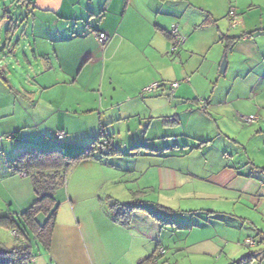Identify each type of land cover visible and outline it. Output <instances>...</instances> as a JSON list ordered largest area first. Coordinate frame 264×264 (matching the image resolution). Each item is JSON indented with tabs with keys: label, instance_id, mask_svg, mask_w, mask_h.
<instances>
[{
	"label": "crops",
	"instance_id": "obj_1",
	"mask_svg": "<svg viewBox=\"0 0 264 264\" xmlns=\"http://www.w3.org/2000/svg\"><path fill=\"white\" fill-rule=\"evenodd\" d=\"M33 3L32 20L29 19L32 22L31 44L30 40H27L31 56L29 59L23 54L26 57L23 61L30 67L31 60L35 64L38 62L40 65L38 70L41 73L35 77L29 92H24L23 97L19 96L18 100H21L24 106L32 103L34 109H43L44 113H47L45 122H48L50 126L43 124L42 121L37 126H41L43 130L32 132L30 126L23 124V121H15L16 111L12 106L17 98L9 97L12 102L9 100L0 105V129L3 132L2 135L18 134L20 139L19 141H0V156L3 161L7 148L13 160L24 150L52 146H59L64 152L77 154L91 144L101 125L105 126L106 133L115 137L117 131L109 127L115 118L118 120L124 117L132 118L136 114L133 112L137 108L138 111L145 108V105L147 109L144 116L149 115L150 121L157 120L158 123H164L172 118L168 111L175 109L173 101L185 106L188 105L186 104L188 100L191 101L192 98L185 97L188 88L182 90V86L178 85L176 89L170 91L168 86H163L147 98H136L132 100L133 102L131 101L132 103L129 102L131 104L119 103L123 102L122 94L124 97L130 94L123 91L125 88L136 91L138 87L147 85L155 79L150 71L157 57L175 67H182L180 59L177 62L165 58L164 52H167L169 48V39L165 33L175 26L186 36L187 42V36L198 28L202 16H205V21L223 18L219 23L220 27L217 28L220 38L239 37L230 45L219 39L220 50H216L218 51L216 57L210 56L213 61L211 66L213 86L206 102L208 104V101H218L210 106L218 107L222 111L221 115L229 117L231 121L229 126H236L234 129L238 130L237 135L229 136V138L239 147L243 146L241 139L243 136L247 144L253 141L264 145V0H33ZM196 9L200 10V13H195ZM230 9L235 10L237 14L238 26L236 25L234 29L230 27L228 18ZM37 20L40 23L38 28L35 23ZM87 24L90 25L91 30L108 35L109 40L102 49L95 34L86 32ZM162 36L167 40L166 42ZM154 37H156L155 41L152 39ZM155 50H157L156 58L154 54L152 55ZM159 51L162 54L158 55ZM14 54L9 59L13 57L12 61L18 62L16 53ZM133 54L135 56L139 54L144 62V67L137 68L135 73L144 78L139 76L137 80H118L115 77L116 74H124L127 69L118 66L115 62H120L118 59H122L121 62L133 64L135 61L129 60ZM224 55L227 67L224 74H220L219 66ZM4 61L6 62V58ZM184 70L180 72L182 80H189L188 83L192 84L190 88L195 93L193 96L195 97L197 91L192 86L196 83L197 74L195 73L190 81ZM10 71V64L6 62L0 70V77L6 79L8 84L0 78V89L5 88L13 92L15 87L9 85V79L6 77ZM93 73L96 74L95 78ZM176 77L178 76L175 74L170 83L176 82ZM104 87L108 95H114L106 99L102 98L105 93L102 95L100 92ZM117 89H120L117 91L120 92L118 97L115 96ZM78 94L81 96L79 99L76 98ZM97 95L101 98L98 110L96 109L97 100H99ZM69 101L78 102L76 106L71 105L74 110L72 112L69 110L71 108ZM148 104H150L149 107ZM69 111L74 114V117L76 115L91 118L83 122V127H78L82 128L80 131L86 136L80 138L81 135L77 132L75 125H71ZM56 113L58 114L56 121L50 124L48 115ZM238 114L239 116H256L258 121L244 125L239 122ZM110 116L114 120L111 118L108 120ZM209 117L211 118L212 115ZM221 128L227 127L219 129ZM228 130L232 129H226L225 132ZM58 134H61L60 138L57 137ZM139 137V133L128 136L127 146L149 150L140 153L141 156H150L153 153L157 158L166 159L172 157L171 152L180 149L178 146L171 148L165 145L171 140H166L167 137L164 136L146 139L149 142L147 144L140 142ZM196 138L201 141L206 140L201 137ZM116 139L118 146L127 143ZM158 140H162L163 145ZM206 142L210 143L211 140ZM70 146H75L76 151H69ZM164 146L167 148L164 149ZM259 152H264V146L259 148ZM117 157L119 155L107 157L109 159L105 167L125 171L115 164ZM252 162L248 160L247 167L253 166L264 172V167L255 166V160ZM9 163L11 162L7 161L6 166L3 163L5 170L2 177L23 179L24 176L9 169ZM102 164V159H90L79 163L67 172L64 185L56 190L55 199L58 210L52 230L50 250L40 254L47 260V262L43 261V264H49V262L50 264H112L116 260H119V264H133L142 258V241L136 234L138 223L147 221L148 216L158 217L148 209L150 201L137 198L136 194L144 193L143 191L132 192L128 189L132 198L129 203L135 201L142 209L134 212L130 225L127 227L114 222L110 205L118 200L108 196L107 208H105L97 195L101 187L95 192L103 176V174L101 176L104 167ZM243 165L232 158L230 163H227L211 180L225 185L237 176L253 179L251 174L247 176L242 174ZM131 169L126 172H131ZM158 170H162L160 165ZM70 174L71 177H75L73 182L68 180ZM165 179L171 181V177ZM92 184L93 188H91ZM63 188L65 190L57 197L58 191ZM260 189L262 190L258 186L256 195ZM34 200L35 196L28 202H24L19 212L13 215L27 209ZM7 212L3 216L12 214L8 209ZM156 245L161 246V243L156 242Z\"/></svg>",
	"mask_w": 264,
	"mask_h": 264
},
{
	"label": "rangeland",
	"instance_id": "obj_2",
	"mask_svg": "<svg viewBox=\"0 0 264 264\" xmlns=\"http://www.w3.org/2000/svg\"><path fill=\"white\" fill-rule=\"evenodd\" d=\"M3 12L10 15L14 26L8 40H11L12 45L14 41L19 40L16 51L12 54H9L8 49H3L7 43L5 34L8 27L7 20L1 18ZM194 12L200 13V10L196 9ZM27 15V7L24 5L23 0H0V70L6 62L10 64L11 71L6 74V77L9 79V85L15 87L13 92L5 88L4 90L0 89V105L9 101V97H16L17 100L12 106L16 111L15 121H23V124L30 126L32 132H41L43 129L41 126H37L38 123L43 121V124L50 126L48 122H45L47 113H44L43 109H34L32 103L24 106L21 100H18L19 96L23 97L24 92H29L35 77L38 73H41L38 70L40 67L38 62L35 64L31 60L30 67L20 59L23 53L29 59L31 56L27 40L29 39L31 44L32 22L26 19ZM205 19V16H202L198 28L187 36V42L185 36L184 42L175 56L169 54L172 49L170 40L168 51L164 52L165 58L170 61L179 62L180 59L185 70L180 66L171 65L168 61L159 57L156 58L157 50H155L152 55L154 54L156 59L150 71L155 79L147 85L138 87L136 91H129L125 88L123 91L130 94L126 97L122 94L124 99L123 102L119 103L123 105L136 98H141V91L153 83L160 84L164 82L170 84L176 74L178 77L175 79L179 86H182L181 89L188 88L185 97L192 98L191 101L186 102L188 105L185 106L182 103L173 101L175 109L168 111L169 116H172V118L167 119L164 123H158L157 120L150 121L149 115L144 116L147 105L139 111L135 107L137 110L133 113L136 114L132 118L124 117L120 120L116 118L114 120L111 116L108 118V120L110 118L114 120L109 127L117 131L115 139L118 138L121 142H127L122 143L123 145L120 144L119 150L122 154L115 161V164L125 171L105 167V163L109 158L102 157V166L104 167L101 176L102 174L103 176L95 188V192L101 187L97 195L107 208L108 196L123 203L132 199L130 191H143L144 193L136 194L137 198L140 197L145 201H150L148 209L158 217L153 218L147 215V221L138 223L136 234L141 238L143 255L140 260L135 261L133 264H138L151 255L156 248V242H160L161 247L165 249V252L157 258L156 264H232L240 261L245 264H264V172L261 169L253 168V166L247 167L248 165H246L248 160L251 162L255 160V166L264 167V152H259V148L264 145L253 141L247 144L243 138L244 136H240L243 146L239 147L229 138V136L237 135L238 130L234 129L236 126H229L231 125L229 117L221 115L222 111L218 107L210 106V104L218 101H208V104L206 102L211 95L213 86L211 73L213 61L210 56L216 57L218 52L216 50H220V35L217 28L220 27L219 23L223 18L221 20L208 19L206 21ZM35 23L38 28L39 21L37 20ZM86 26L90 25L87 24ZM24 31L27 38H22ZM162 38L164 42L167 41L163 36ZM152 39L155 41L156 37ZM215 41L217 44H215ZM15 52L18 62L12 61L13 57L9 59L11 55H15ZM160 53L162 54L159 51L158 55ZM132 56L129 60L131 62L135 61L133 64L121 62L122 59H118L120 62H115L118 66L127 69L124 74H116L115 77L118 80H137L139 76L144 78L135 74L137 68L144 67V62L139 54L136 56L133 54ZM3 57L6 58V62ZM181 70L186 72L190 81H192L195 73L197 74L196 83L192 86L197 91L195 97H193L195 93L190 88L192 84L188 83L189 80H182ZM93 76L95 78L96 74L93 73ZM119 90L117 89L116 92ZM105 91L106 87L103 90L101 89L100 93L102 95L105 93L102 98L106 99L114 95H108ZM119 93L117 92L115 96L118 97ZM147 96L145 94L144 98H147ZM76 98L79 99L81 96L78 94ZM97 99H99L96 105L98 110V104L101 102L99 95H97ZM69 103H71V107L72 104L76 106L78 102L69 101ZM102 103H104L103 100ZM190 105H193V107ZM69 110L74 111L72 107ZM70 111L71 125H75L77 132L81 135L80 138L86 136L80 131L82 128L78 127H83V122L91 118H82V116L76 115L74 117V114ZM57 115V113L48 115L50 124L56 121ZM210 115H212L211 118ZM237 118L239 122H242L239 114ZM220 127L227 128L219 129ZM226 129L232 130L225 132ZM2 133L0 129V141H9ZM135 133H139L138 140L145 144L149 143L147 140H151L154 136H164L167 137L166 140H171L165 145L171 148L178 146L180 149L171 152L173 153L172 157L166 159L157 158L153 153L150 156H141L140 153L149 150L127 146L129 144L127 141L128 136ZM196 137L205 138L211 140V142H206V140L204 142ZM158 142L162 144L163 141L158 140ZM165 148L167 147L164 146ZM68 149L74 151L75 146H70ZM5 151L4 161L0 156V217L4 213H8L7 209L12 214L19 212L24 206V202L26 203L29 199L34 198L29 178L25 176L23 179L2 177L6 162L13 161V156L9 153L8 148ZM232 158L234 161H240L244 164L241 168L243 169L242 174L246 176L251 174L253 179L237 176L225 185L211 180L222 171L227 163H230ZM3 163H5V166ZM158 165L161 166V171L158 170ZM129 169L132 171L126 172ZM71 174L68 180L73 182L75 177H71ZM162 177L164 178L162 179ZM166 177H171V181L166 180ZM258 186L262 190L260 189V192L256 195ZM91 188H93V184ZM64 190L63 188L58 191L57 197ZM0 241L7 247L13 246L16 242L11 234L3 228H0ZM32 243L35 260L29 264L47 262L44 256L38 255V246L35 241L32 240ZM112 264H119V260L114 261Z\"/></svg>",
	"mask_w": 264,
	"mask_h": 264
},
{
	"label": "trees",
	"instance_id": "obj_3",
	"mask_svg": "<svg viewBox=\"0 0 264 264\" xmlns=\"http://www.w3.org/2000/svg\"><path fill=\"white\" fill-rule=\"evenodd\" d=\"M23 2L27 7L28 15L26 19L32 20L31 9H34L32 8V6L34 5L33 0H30V2H28V0H23ZM2 16L3 19L7 20L8 22V27L5 34L7 43L5 44L3 49H8L9 54H12L14 51H16L19 40L14 41L13 45L10 43L11 40L9 41L8 39L10 38V33L14 29V26L12 25L11 18L8 13L3 12ZM236 17L237 14L235 10L230 9L228 12V18L230 21V27L232 29H234L236 25L238 26V20ZM174 27L175 26H173L170 31L165 33L166 37L171 41V48L174 42V37L172 35V30ZM85 28L87 33H93L95 34V36L100 33L99 31L91 30L90 26H86ZM178 34L180 37L185 39V36L179 29ZM106 36L107 40L103 45H100L98 43L101 49L107 44L109 40L108 35ZM23 37L27 38L25 31L22 34V38ZM238 38L239 37L224 36L221 37L220 40L227 42L228 45H230ZM181 45L178 46L175 51L171 49V52L169 54L171 56H175L177 51H179ZM226 48L228 47L226 46ZM23 54H21L22 58H20L22 60L26 59ZM1 79L5 83H7L6 79ZM159 85V90L163 86H168L170 88V91L172 89L170 87L171 83L166 84L161 82ZM145 94L151 95L154 93H146L141 91V98H144ZM242 122L245 123L244 121ZM104 129L105 126L101 125L97 136L94 137L91 144L77 154L64 152L59 146H52L51 148L49 147L44 149L35 148L24 150L11 163H9V169H11L12 172L29 178L35 200L27 209L17 215L7 214L6 216L4 215L0 217V228L5 229L10 234L14 233L15 236H13V238L16 241L15 244L11 247L5 246L4 243L0 241V264L31 263L35 259L32 240L35 241V244L38 246V255L42 254V252H47L50 250L52 230L55 224L56 214L58 210L55 193L56 190L64 185L67 172L72 167L85 160H101L102 157H110L113 155L122 154L119 150L120 147L118 146L115 137L106 133ZM5 137L9 141H19L20 139L18 134H8L5 135ZM103 147L104 149L101 150V148ZM137 209H142V207L135 201L130 203H120L118 201H113L110 205V211L113 221L124 227L130 225L132 215ZM161 251L163 252L161 253ZM164 252V248L156 245V249L153 251V253L138 264H156L157 258ZM232 264L245 263L240 261Z\"/></svg>",
	"mask_w": 264,
	"mask_h": 264
},
{
	"label": "built area",
	"instance_id": "obj_4",
	"mask_svg": "<svg viewBox=\"0 0 264 264\" xmlns=\"http://www.w3.org/2000/svg\"><path fill=\"white\" fill-rule=\"evenodd\" d=\"M234 26V25H233ZM172 35L174 37V42H173V45H172V50H176L178 46H180L181 44H183L184 42V39L182 37L179 36L178 34V29L177 27H174L173 30H172ZM97 36V42L100 44V45H103L106 40H107V36L106 34L104 33H99L96 35ZM178 83L177 82H173L171 83L170 87L173 89H176L178 87ZM159 87L160 85L158 83H153L147 87H145L142 92H146V93H156L158 90H159ZM241 120L244 121L245 123H253L255 121L258 120V117L256 116H240ZM61 137V134H58V138ZM103 148H101V150H103ZM12 237L15 236L14 233L11 234ZM248 243V242H247ZM163 251H161L162 253ZM150 264H153V263H150Z\"/></svg>",
	"mask_w": 264,
	"mask_h": 264
},
{
	"label": "water",
	"instance_id": "obj_5",
	"mask_svg": "<svg viewBox=\"0 0 264 264\" xmlns=\"http://www.w3.org/2000/svg\"><path fill=\"white\" fill-rule=\"evenodd\" d=\"M226 67H227V60H226V56L224 55L219 66V73L224 74Z\"/></svg>",
	"mask_w": 264,
	"mask_h": 264
}]
</instances>
